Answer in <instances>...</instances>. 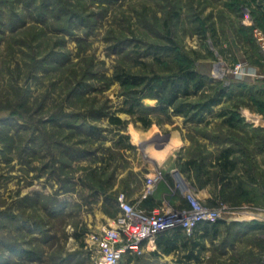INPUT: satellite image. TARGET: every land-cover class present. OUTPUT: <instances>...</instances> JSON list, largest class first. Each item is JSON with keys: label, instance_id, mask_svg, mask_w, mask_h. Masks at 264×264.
Returning a JSON list of instances; mask_svg holds the SVG:
<instances>
[{"label": "rangeland", "instance_id": "374dc122", "mask_svg": "<svg viewBox=\"0 0 264 264\" xmlns=\"http://www.w3.org/2000/svg\"><path fill=\"white\" fill-rule=\"evenodd\" d=\"M257 29L264 33V0H0V264H94L92 236L114 225L118 197L136 200L159 167L167 176L159 201L173 171L198 187L185 166L194 159L221 199L208 204L226 206L227 219L185 233L171 254L157 247L121 264H264ZM184 69L206 81L185 101L234 89L203 122L154 95ZM123 74L138 84H122ZM229 147L237 165L222 197L217 158ZM195 241L203 246L190 259Z\"/></svg>", "mask_w": 264, "mask_h": 264}, {"label": "built area", "instance_id": "2783aa9c", "mask_svg": "<svg viewBox=\"0 0 264 264\" xmlns=\"http://www.w3.org/2000/svg\"><path fill=\"white\" fill-rule=\"evenodd\" d=\"M255 36L264 50V33L257 29ZM171 177L173 184L168 185L169 192L160 201L156 193L167 178L160 167L146 177L136 200L128 201L125 194L118 197L120 211L114 225L92 236L97 247L94 264H121L126 258L155 251L157 238L163 233L181 229L192 236L202 224L213 225L227 219L226 206L211 207L178 171H173ZM166 196L174 201H165Z\"/></svg>", "mask_w": 264, "mask_h": 264}, {"label": "trees", "instance_id": "16d2710c", "mask_svg": "<svg viewBox=\"0 0 264 264\" xmlns=\"http://www.w3.org/2000/svg\"><path fill=\"white\" fill-rule=\"evenodd\" d=\"M7 4V3H6ZM18 16V15H17ZM15 17V16H14ZM13 17V18H14ZM15 20V21H14ZM21 19H11L8 22L9 31H13V28L17 25V22H20ZM6 32V30L4 31ZM161 51H173V47H167L160 49ZM118 79L121 81L124 85H134L138 84V80L135 78L128 77V75H120ZM205 77L201 74H199L197 71L190 70V69H184L180 74H177L175 77H173L170 80H165L163 83H160L157 86V91L154 94L162 104H164V108L170 109L172 108L173 111L178 115H183L186 118L193 117L196 119L197 117L201 116L199 119V122L204 121V117L202 115L204 113L211 114L213 113L214 106L219 105L224 98L226 97H232L234 93V89L226 88L225 86L222 88L216 90L215 94L207 99L203 103H192L183 100L184 98H189L192 95H198L201 91L205 88ZM231 90V91H230ZM139 102V101H138ZM137 102V103H138ZM136 103V104H137ZM140 103V102H139ZM220 116H226V111L221 112ZM230 125H236V122H239L236 117L233 115L228 119ZM113 121L117 124L123 125L124 122L120 118H113ZM146 126L149 125V121H146L144 123ZM235 155V150L232 148L224 149L220 152L217 162L219 163L221 167V171L218 174V178H220L219 181L223 183L222 190L220 192V195L224 197L227 193L226 188L230 185V182L235 179V176H231L233 172L236 170V161L234 160L233 156ZM186 169L188 171H196L197 173V179L195 180L196 185L202 186V190H205L208 192V203L214 205L219 204V199L214 197L212 190L209 189L210 187V179L205 176L206 174V164L203 163V161H200L198 159L190 160L185 163ZM198 183V184H197ZM198 186V187H199ZM196 187V186H195ZM197 190H199V188ZM201 188V187H200ZM221 189V187H220ZM238 225H245L243 223H238ZM200 227L204 228V230L209 232L211 228H217L216 224H202ZM199 227V228H200ZM262 229H264V225H260ZM205 233V234H206ZM185 233L181 229H177L174 231L166 232L160 235L157 238V252L155 251V254H158L159 251H161L164 254H171L172 252L176 251L179 248V243H181L184 240ZM204 235H201V238H203ZM184 236V237H183ZM202 241H195L193 242L194 250L192 251L191 255L188 257L190 259H198L199 251L197 252V248L203 246ZM185 246H188V243L186 241L184 242Z\"/></svg>", "mask_w": 264, "mask_h": 264}, {"label": "crops", "instance_id": "0c3cea01", "mask_svg": "<svg viewBox=\"0 0 264 264\" xmlns=\"http://www.w3.org/2000/svg\"><path fill=\"white\" fill-rule=\"evenodd\" d=\"M157 194H161V193H160V188H159V190L157 191L156 195H157ZM200 195H201V196L207 201V199H208V192H207V191L201 192Z\"/></svg>", "mask_w": 264, "mask_h": 264}]
</instances>
